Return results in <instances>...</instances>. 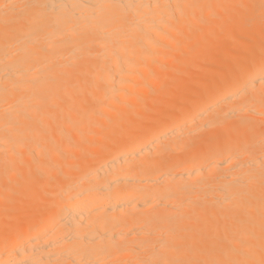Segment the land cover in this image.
<instances>
[{
  "label": "bare ground",
  "instance_id": "6f19581e",
  "mask_svg": "<svg viewBox=\"0 0 264 264\" xmlns=\"http://www.w3.org/2000/svg\"><path fill=\"white\" fill-rule=\"evenodd\" d=\"M0 264H264V0H0Z\"/></svg>",
  "mask_w": 264,
  "mask_h": 264
},
{
  "label": "rangeland",
  "instance_id": "374dc122",
  "mask_svg": "<svg viewBox=\"0 0 264 264\" xmlns=\"http://www.w3.org/2000/svg\"><path fill=\"white\" fill-rule=\"evenodd\" d=\"M238 35L240 36L241 39H243V36H244V35H241V34H238ZM238 35H237V38L239 37ZM238 40H239V39H238ZM240 44H241L240 42H239V44L237 43V47H238V48L240 47ZM241 45H242V44H241ZM235 48H236V47H235ZM235 48H234V49H235ZM239 49H242V47L239 48ZM235 50H236V49H235ZM217 60H218V63H219L220 60H219L218 58H217ZM217 60H216V62H217ZM227 60H229L228 57H226V58L223 59V61H227ZM199 61L203 63V64H202V63L199 62V63H198L199 65H200V64H201L202 66H204V65H205V66L208 65V67H210V66H212V63H214L215 60H214V61L212 60L213 62H210L211 60H210V61H209V60L207 61L206 59H205V60L202 59V60H199ZM206 61H207V62H206ZM209 62H210V63H209ZM218 63H216V64H218ZM216 64H215V65H216ZM209 65H210V66H209ZM213 65H214V64H213ZM205 66H204V67H205ZM216 66H217V65H216ZM204 67H203V68H204ZM206 67H207V66H206ZM214 67H215V66H214ZM186 77L188 78V76H186ZM186 77H185V78H186Z\"/></svg>",
  "mask_w": 264,
  "mask_h": 264
}]
</instances>
